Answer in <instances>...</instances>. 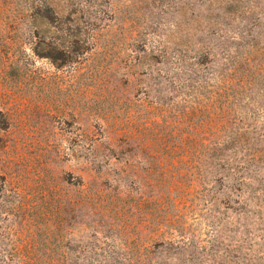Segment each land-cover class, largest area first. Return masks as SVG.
<instances>
[{
	"label": "rangeland",
	"instance_id": "obj_1",
	"mask_svg": "<svg viewBox=\"0 0 264 264\" xmlns=\"http://www.w3.org/2000/svg\"><path fill=\"white\" fill-rule=\"evenodd\" d=\"M232 66L214 152L191 79ZM36 234L68 264H264V0H0V251Z\"/></svg>",
	"mask_w": 264,
	"mask_h": 264
},
{
	"label": "trees",
	"instance_id": "obj_2",
	"mask_svg": "<svg viewBox=\"0 0 264 264\" xmlns=\"http://www.w3.org/2000/svg\"><path fill=\"white\" fill-rule=\"evenodd\" d=\"M209 43L206 39H197L196 46L198 47L197 51H193L194 55L189 57L191 60V69H198L205 67L208 61L209 56L211 55V50L209 48ZM167 45H160L157 47L156 51L161 53L165 52ZM186 53V52H185ZM181 54V53H180ZM185 55L181 56L180 62L184 63ZM229 57L226 61H229ZM231 65V64H230ZM235 67L232 66L230 68L221 69L217 76L211 75L207 76L204 79L192 80L193 84H197L198 88L212 87L215 89L218 95L215 93L207 99V103L203 104L201 108H197L196 114L201 113L202 107H204L207 115L208 122L206 123L209 126L210 134L207 139L210 141L211 145H214V152L218 151V147L216 145L217 131L220 127L226 126L227 116L231 113L233 116H237L238 113H241V110L236 111L235 107L232 105L231 98H234L233 95V82L237 81V76L235 74ZM214 82V85L211 83ZM194 84V85H195ZM223 90V94L218 93V91ZM232 96V97H231ZM130 139V137H128ZM201 136L198 134V138ZM128 139V140H129ZM204 140V139H201ZM215 154V153H214ZM36 235L26 236L23 241H25V245L22 248H13L10 250H2L0 251V264H68L64 260H60L59 258L64 256L63 252L60 251L58 257L56 259H51V255L46 253L45 251H41L39 248V238ZM170 238L171 235H170Z\"/></svg>",
	"mask_w": 264,
	"mask_h": 264
}]
</instances>
